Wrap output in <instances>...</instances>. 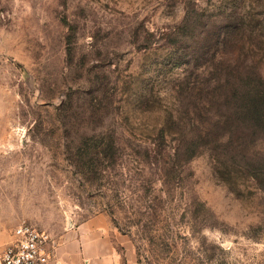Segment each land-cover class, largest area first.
Instances as JSON below:
<instances>
[{
    "label": "rangeland",
    "instance_id": "374dc122",
    "mask_svg": "<svg viewBox=\"0 0 264 264\" xmlns=\"http://www.w3.org/2000/svg\"><path fill=\"white\" fill-rule=\"evenodd\" d=\"M95 216L137 264H264V0H0V253Z\"/></svg>",
    "mask_w": 264,
    "mask_h": 264
},
{
    "label": "crops",
    "instance_id": "0c3cea01",
    "mask_svg": "<svg viewBox=\"0 0 264 264\" xmlns=\"http://www.w3.org/2000/svg\"><path fill=\"white\" fill-rule=\"evenodd\" d=\"M137 264L133 244L124 234L112 233L103 216L79 222L64 232L47 264Z\"/></svg>",
    "mask_w": 264,
    "mask_h": 264
},
{
    "label": "built area",
    "instance_id": "2783aa9c",
    "mask_svg": "<svg viewBox=\"0 0 264 264\" xmlns=\"http://www.w3.org/2000/svg\"><path fill=\"white\" fill-rule=\"evenodd\" d=\"M13 236L0 253V264H47L51 259L53 244L44 231L22 223Z\"/></svg>",
    "mask_w": 264,
    "mask_h": 264
},
{
    "label": "trees",
    "instance_id": "16d2710c",
    "mask_svg": "<svg viewBox=\"0 0 264 264\" xmlns=\"http://www.w3.org/2000/svg\"><path fill=\"white\" fill-rule=\"evenodd\" d=\"M139 262V261H138Z\"/></svg>",
    "mask_w": 264,
    "mask_h": 264
}]
</instances>
